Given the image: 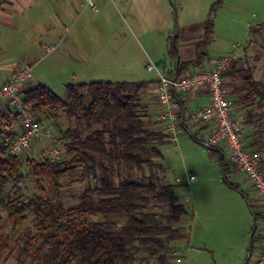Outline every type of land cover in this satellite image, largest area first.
<instances>
[{"label":"rangeland","instance_id":"1","mask_svg":"<svg viewBox=\"0 0 264 264\" xmlns=\"http://www.w3.org/2000/svg\"><path fill=\"white\" fill-rule=\"evenodd\" d=\"M93 5L94 9L88 0H33L30 8L0 25L2 57H13L12 63L19 68L30 66L33 79L29 86H47L63 100L67 99V85L145 82L146 99L155 106L159 75L149 72L147 66L153 64L163 74L171 75L175 72V50L180 60L193 59L197 43L204 40V23L214 8L213 35L205 50L208 58L200 69H213L217 60L232 55V63L239 60L244 66L253 67L255 77L264 81V0H93ZM45 47L54 50L46 52ZM147 120L150 129L159 130L160 124L152 117ZM40 124L53 138L33 143L22 158L43 161L48 158L47 152L56 147L60 152L58 160H62L65 149L59 141L60 128L67 129L71 122L62 116L57 122L42 118ZM178 136V142L160 147L162 157L154 165H147L138 173L155 175V182L173 185L180 203L189 212L175 224L186 230L188 238L179 243L182 262L174 264H245L253 216L244 194L260 214L254 253L264 238L262 199L228 159L230 176L225 179L240 184L241 191L225 182L221 156L206 148L205 141L199 143L186 132ZM255 140L247 141V146L262 153L259 146H254ZM216 149L228 158L225 150ZM191 175L197 177L195 182H189ZM64 185L68 206L75 205L77 196L87 188L70 180H65ZM22 188L24 197L35 194L29 181ZM155 212L163 218L170 214L165 207L156 208ZM30 219L23 229L16 230L6 213H1L0 232L6 236L10 251L0 256V264H48L44 253L36 262L22 255L24 234L37 235L32 216ZM91 220L104 218L93 216ZM191 226L194 239L190 244ZM39 241L32 245L30 256Z\"/></svg>","mask_w":264,"mask_h":264},{"label":"trees","instance_id":"2","mask_svg":"<svg viewBox=\"0 0 264 264\" xmlns=\"http://www.w3.org/2000/svg\"><path fill=\"white\" fill-rule=\"evenodd\" d=\"M5 2L0 0V11ZM214 10L204 23V40L197 43L193 59L178 62L179 52L174 51L175 72L171 77L204 66L208 58L205 50L213 35ZM238 61L224 74V86L242 119L245 142L259 138L253 143L264 153V81L255 77L253 67ZM146 85H67L66 100L47 86H28L22 93L23 105L39 123L42 118L57 122L62 116L71 122L67 129L60 128L65 157L54 162L11 155L3 140L16 135L12 129L21 113L10 107L0 113V215L6 213L16 230L23 229L32 216L37 231L36 236L24 234L22 255L36 262L44 253L48 264L175 263L179 243L188 238L186 230L175 224L189 212L173 185L155 182V175L138 174L162 157L160 147L169 137L163 130L149 127L141 97ZM179 107L182 114V102ZM219 152L228 174L227 158ZM65 180L87 185L75 205L66 203ZM28 181L35 194L24 197L22 184ZM225 182L239 191L228 179ZM159 207L168 208L170 214L161 217L155 212ZM255 215L259 224L260 214L255 211ZM93 216L104 220L92 221ZM253 240L255 252L256 234ZM38 241L30 256L32 245ZM8 251V240L0 232V256Z\"/></svg>","mask_w":264,"mask_h":264},{"label":"built area","instance_id":"3","mask_svg":"<svg viewBox=\"0 0 264 264\" xmlns=\"http://www.w3.org/2000/svg\"><path fill=\"white\" fill-rule=\"evenodd\" d=\"M94 9L93 0H88ZM46 52L54 48L46 47ZM233 61L232 55L216 61L213 69H199L194 72L179 75L177 79L163 74L155 65L147 66L149 72L159 75L157 97L164 111L160 118L163 128L171 135L173 142L178 141L177 124H180L181 114L178 112V102L183 96L193 90H206L210 100L207 106L196 109L189 116L192 125H211L212 132L206 144L210 147L221 148L227 152L231 166L242 172L248 179L254 191L264 203V153L249 150L242 136L243 122L236 114L233 100L228 96L224 86V74L229 70ZM33 79L32 68L22 66L16 70L13 77L0 87V107L4 104L21 113L22 130L15 136H6L3 144L8 152L22 157L38 140L51 139L50 131L42 128L32 113L23 105V91ZM59 150L56 147L47 152V157L54 162L59 159ZM197 177L191 175L189 182H195ZM177 252L176 263L182 262V256ZM249 264H264V238L255 257L252 256Z\"/></svg>","mask_w":264,"mask_h":264},{"label":"crops","instance_id":"4","mask_svg":"<svg viewBox=\"0 0 264 264\" xmlns=\"http://www.w3.org/2000/svg\"><path fill=\"white\" fill-rule=\"evenodd\" d=\"M32 4H33V0H6L5 4L2 6V9L0 11V25L6 23L7 20L10 19L12 16L20 14L24 9L30 8ZM3 50H4V48L0 44V87L4 83L9 81L13 77L16 70L19 68L18 64L12 63L13 57H8V58L2 57L1 54H3ZM158 87H159V82L157 79L156 89H155L156 102H154L155 106L152 105V102H150L149 100L146 99V96H148V94L146 92L142 91V93H141V97H142V99H144L143 100L144 107H146L145 114L147 115V117H152V120L155 121L158 125L160 124L158 126V129L159 130L162 129L164 131V133L169 136L167 142H173L171 140V135L168 134L165 131V129L163 128V122L161 121V118H160L164 109L158 101V97H157ZM209 100H210V96L206 90H193V91H191V92H189L183 96L182 100L178 102V112L180 113L179 104L181 102L183 103L185 110L182 111L180 124H177V128H178L177 137H179L178 136L179 134L186 132V133L191 134V136L193 138L194 137L195 138H201L202 140L207 141L208 136L212 132L211 125H205V124L192 125L189 122V116L196 109L203 108V107L207 106L209 103ZM8 110H9V106L6 104H4L0 107V113L7 112ZM12 130H13L14 134H18L21 132V130H22L21 119H20V121L14 123ZM190 132H193L194 134H192ZM174 143H176V142H174ZM217 151H216V153H218L220 156H222V154L220 152H217ZM220 163H221V157H220ZM221 166L223 169L224 166L222 163H221ZM226 176L229 177L230 174L228 173V174H226ZM235 185L238 186L239 191H241L240 184L235 183ZM259 198H260L259 200L262 199L261 197H259ZM96 218H98V219L102 218L103 219V217H96ZM100 221H102V220H100ZM188 230L190 232V238L188 240H189V243L191 244L193 242V239H194V234H193L194 229L191 226V228L189 227ZM179 247H180V245H179ZM180 249L182 250V247H180ZM181 250H180V252H181Z\"/></svg>","mask_w":264,"mask_h":264},{"label":"water","instance_id":"5","mask_svg":"<svg viewBox=\"0 0 264 264\" xmlns=\"http://www.w3.org/2000/svg\"><path fill=\"white\" fill-rule=\"evenodd\" d=\"M176 39H177V32H175V36H174V43L176 42ZM180 61V58L178 57V62ZM179 76V74H176L175 76V79H177ZM205 147L208 148V149H212L210 146H208L207 144H205ZM223 176H224V179L226 178V173H225V170L223 168ZM245 196V201H246V204L253 216V223H252V233L250 235V246H249V255H248V258H247V262L245 264H248L250 262V260L252 259V256H253V252H254V235L256 234L257 232V229H258V224H257V216L255 215V212L254 210L252 209V206H251V203L249 201V198Z\"/></svg>","mask_w":264,"mask_h":264}]
</instances>
